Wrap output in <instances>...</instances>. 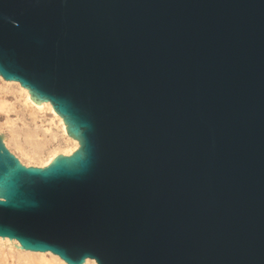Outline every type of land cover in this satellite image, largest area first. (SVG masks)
<instances>
[{"label": "water", "instance_id": "obj_1", "mask_svg": "<svg viewBox=\"0 0 264 264\" xmlns=\"http://www.w3.org/2000/svg\"><path fill=\"white\" fill-rule=\"evenodd\" d=\"M0 77L78 143L0 133V238L65 264H264V0H0Z\"/></svg>", "mask_w": 264, "mask_h": 264}, {"label": "bare ground", "instance_id": "obj_2", "mask_svg": "<svg viewBox=\"0 0 264 264\" xmlns=\"http://www.w3.org/2000/svg\"><path fill=\"white\" fill-rule=\"evenodd\" d=\"M0 83H1L0 113L7 115L15 110L14 107L12 106L13 104L9 103V99L12 98L14 100H17L15 95L16 94L15 92H17L23 101V105H25V107L29 109L30 115L33 116L34 121L36 119L42 120L47 117V120L49 122L48 125H52V124L58 125V128H60L62 135L66 138L68 142L66 148L64 149L55 148L51 152H49L45 159V163L43 165H40V167L48 165L55 156L59 154L68 156L78 148L77 141L67 136L64 130L65 126L62 124L61 118L53 111L50 104L40 103L42 108L38 110L29 100L27 90L21 88L19 84L15 82L4 81L1 77H0ZM16 114H18V112H16ZM44 132L50 133L51 139L56 138V135L51 133V131L48 128H46ZM25 135H26L25 137L30 140V143L36 146V150L41 148L42 145L41 142L35 140V138H37V134L34 131L32 132L27 131L25 132ZM16 144L18 145L17 142ZM35 153H37V151H35ZM13 245L19 247L18 242L15 240L0 238V262H2L3 264H8L9 263L8 260L10 259L12 260L14 259L17 264H65L57 256H54L51 253L24 251L15 248ZM84 264H96V263L93 260H86Z\"/></svg>", "mask_w": 264, "mask_h": 264}, {"label": "rangeland", "instance_id": "obj_3", "mask_svg": "<svg viewBox=\"0 0 264 264\" xmlns=\"http://www.w3.org/2000/svg\"><path fill=\"white\" fill-rule=\"evenodd\" d=\"M15 93L17 100L12 98L9 99V103L13 104L12 106L15 110L7 115L0 113V132L5 139V141H3L4 146L22 165L26 167H40V165L45 163V159L49 152L55 148H66L68 142L62 135L58 125H48L49 122L47 117L42 120L36 119L34 121L33 116L30 115L29 109L23 105V101L19 94L17 92ZM15 111L18 112V114H16ZM46 128L56 135L55 139L50 138V133L44 132ZM27 131H34L37 134L35 140L41 142L42 145L40 149L36 150V146L31 144L30 140L25 137V132ZM35 151H37V153H35ZM8 261V264H17L14 259ZM0 264L3 263L0 262Z\"/></svg>", "mask_w": 264, "mask_h": 264}]
</instances>
